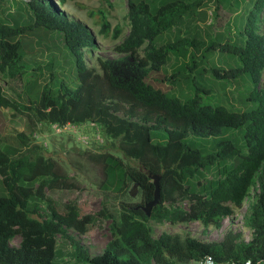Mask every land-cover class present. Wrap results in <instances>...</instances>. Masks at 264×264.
I'll list each match as a JSON object with an SVG mask.
<instances>
[{
  "label": "trees",
  "instance_id": "16d2710c",
  "mask_svg": "<svg viewBox=\"0 0 264 264\" xmlns=\"http://www.w3.org/2000/svg\"><path fill=\"white\" fill-rule=\"evenodd\" d=\"M73 1L56 0L54 4L26 0L31 16L28 24H0V78L5 84L26 75L29 69L22 62V50L24 46L30 49L33 41L22 36L41 28L55 33L70 55L73 88H62L60 83L57 90H52L48 82L53 76L43 84L36 81L30 90V104L24 107L5 97L0 86V109L30 112L47 125L91 123L102 137L116 140L121 155L139 166L124 164L109 151H83L81 155L101 176L100 187L119 194L130 181L139 189V202L120 203L117 219L103 209L97 213L109 221L110 239L101 254L90 257L65 233L68 229L79 235L91 233L88 207L68 202L57 211L45 195L46 191L77 189L61 165L37 152L15 155L0 148V264H53L56 236L67 241L76 264H184L204 256L220 264L229 259L262 258L264 85L259 81L264 70V0H256L248 12L236 35L240 44L193 36L157 47L152 44L154 38L179 24L183 17L190 18L191 6H200L202 0H159L153 8L146 0H126L127 35L113 48L121 57L97 59L98 73L87 68L82 57L83 51L93 49V36L83 25L59 13L65 2ZM213 1L217 2L213 16H217L225 4ZM96 16L99 33L107 35L104 15L98 11ZM119 32L115 27L112 38ZM211 52L238 61L235 67H209L205 71L222 81L224 89L228 81L247 78L251 89L236 98L243 106L249 104L248 109L201 103L198 92L206 91L201 88H195L191 96L178 98L151 86L150 75L160 70L170 54L188 59L192 72L202 61L210 60ZM36 76L31 75L32 79ZM176 76L187 78L176 69L169 79ZM16 139L27 148L21 133ZM206 174L211 176L206 179ZM148 175L159 176L160 201L147 218L140 207L152 198ZM253 187L256 193L243 222L250 231L247 242L231 231L210 243L187 235H150L148 221L170 225L198 222L203 227L219 228L221 220L230 216L233 208L241 207ZM181 200L189 203L187 209L175 205ZM15 236L19 244L12 248L8 242Z\"/></svg>",
  "mask_w": 264,
  "mask_h": 264
},
{
  "label": "rangeland",
  "instance_id": "374dc122",
  "mask_svg": "<svg viewBox=\"0 0 264 264\" xmlns=\"http://www.w3.org/2000/svg\"><path fill=\"white\" fill-rule=\"evenodd\" d=\"M48 1L56 3V0ZM146 1L153 8L159 0ZM201 2L200 6H191L190 18L183 17L179 24L156 36L152 41L153 46L157 47L172 42L179 37L192 38L193 36L202 40L214 39L240 44L242 41L238 37L236 38V35L256 0H220L219 2L225 5L220 7L218 13L216 12L217 16H213L217 2L214 3L213 0H202ZM58 10L68 21L83 25L93 36V49L89 52H82L87 68H92L98 73L97 59L110 60L121 57L120 54L114 52L113 48L120 44L127 35L126 0H75L65 2ZM199 10L201 13H198ZM98 11L102 12L108 24L107 35L99 33L100 21L96 16ZM30 20L31 16L26 6V0H0V24L22 26L28 24ZM115 27H118L120 32L116 38H112V30ZM22 38L33 41L30 49L24 46V50H22L24 55L22 62L29 70L21 80H14L9 84H5L4 80L0 78L3 95L15 100L18 105L26 107L30 104L28 98L32 96L30 91L32 84L36 81L43 84L48 81L50 76L53 78L51 82H48V85L52 90H57L60 83H62V88L72 89L75 85L72 59L57 35L38 28L33 30L30 35H23ZM190 51L192 49H189ZM139 54L141 55L140 52ZM238 65V61L227 54L211 52L210 60L202 61L196 71L190 72L188 59L170 54L160 70L150 75V83L152 87L178 98L185 95L191 96L195 88H201L206 90L198 92L201 103H208L212 106L218 104L226 109L244 110L248 109L250 105L245 104L247 103L245 101L246 106L241 105L236 97L245 96L251 89V83L247 78H242L240 81H228L227 88L224 89L220 84L222 81L214 80L205 71L209 67L227 68ZM176 69H180L182 75L187 78L176 76L174 80H170L171 73ZM34 74L37 75L36 79L31 77ZM259 84L264 85V70L260 74ZM74 130L56 135L47 124L37 121L30 112L18 111L15 113L10 109H0V148L2 150L13 151L15 155L24 152H37L45 158H51L61 165L66 175L76 184L77 189L75 190L57 189L46 191L45 195L54 203L57 211H62L63 206L68 202L88 207V213L91 215V233L79 235L70 229L65 233L78 242L90 257H93L102 253L104 245L110 239L109 221L98 216L97 213L103 209L117 219L120 203L139 202V189L130 181H128L126 189L119 194L101 188L102 179L97 168L90 164L81 153L83 151L95 153L109 151L114 153L124 164L136 168L139 166L136 162L121 155L116 140L102 137L101 131L91 126V123L77 125ZM20 133L27 141V148L20 146L16 139V135ZM96 135L101 140L100 143L95 140ZM82 137L87 138L86 144L81 141ZM210 176L209 174L205 175L206 179ZM255 193V188H251L241 207L233 208L232 214L221 220L219 228L203 227L198 222L170 225L148 221L150 235L153 238H156L160 233L177 234L180 237L187 235L197 241L210 243L220 241L226 232L231 231L238 233L241 240L247 242L250 239V231L244 227L243 222ZM166 205V203L163 204V206ZM175 205L187 209L189 203L186 200H181L177 201ZM18 244V236L8 242L12 248H17ZM55 244L56 253L53 264H76L71 257V249L67 241L56 236Z\"/></svg>",
  "mask_w": 264,
  "mask_h": 264
},
{
  "label": "built area",
  "instance_id": "2783aa9c",
  "mask_svg": "<svg viewBox=\"0 0 264 264\" xmlns=\"http://www.w3.org/2000/svg\"><path fill=\"white\" fill-rule=\"evenodd\" d=\"M49 128L56 134V135H60L65 133L66 131H71L74 130L73 125L71 124H65L63 126H57V125H48ZM91 126H93L91 124ZM75 131V130H74ZM83 143H87V138L86 137H82L81 138ZM95 140L99 141V143L101 142V140L98 139V135L95 136ZM184 264H215L213 259L209 256H204L198 260H190ZM220 264H264V256L260 259H257L255 261H252L250 259H242V260H236V259H229L226 260Z\"/></svg>",
  "mask_w": 264,
  "mask_h": 264
},
{
  "label": "water",
  "instance_id": "95a60500",
  "mask_svg": "<svg viewBox=\"0 0 264 264\" xmlns=\"http://www.w3.org/2000/svg\"><path fill=\"white\" fill-rule=\"evenodd\" d=\"M149 180L153 186L152 198L150 201L144 203L140 210L144 214L145 217H149L151 214L152 208H154L160 201V191H159V176L157 175H148Z\"/></svg>",
  "mask_w": 264,
  "mask_h": 264
}]
</instances>
